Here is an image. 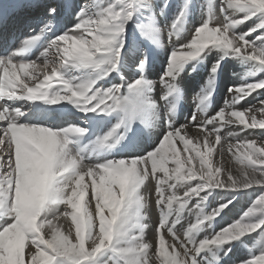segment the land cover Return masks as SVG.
I'll use <instances>...</instances> for the list:
<instances>
[{"label":"snow or ice","instance_id":"6c2138e0","mask_svg":"<svg viewBox=\"0 0 264 264\" xmlns=\"http://www.w3.org/2000/svg\"><path fill=\"white\" fill-rule=\"evenodd\" d=\"M133 11L132 0H108L94 12L82 7L73 29L54 36L37 57V60L44 58L43 79L35 86L24 84L19 95L14 91H7L6 94V90L16 83L13 79L16 73L10 72V69L15 68L17 62L20 71L29 66L37 67L36 61L15 58L22 56L30 46L36 45L47 26L41 29V33L25 38L8 56L0 57V70L3 72L0 75V99L6 101L0 105V122L6 125L0 127V264H107L105 254L117 257L120 264H152L149 253L153 245L144 239L143 230L146 226L141 222L144 219L141 209L147 199L140 189L149 180L155 182L157 208L163 209L161 221L156 227V254L162 257L160 264H197L195 257L205 247L234 241L258 228L264 231V192L243 212L240 219L202 241L193 240L190 234L200 224L219 215L227 204L207 216L198 217L184 232L182 239L173 231L174 221L169 222L168 211L173 205L179 210L191 197L205 189L247 190L253 185L264 188V168L256 167L264 165V142L256 147V140L247 137L241 139L238 138L239 132H229L228 136L236 142L225 145V138L221 136L226 125L239 126L241 132L264 129V100L260 101L259 107L251 106L242 110L234 107L257 89H264V81L244 83L229 89L232 98L226 101V107L202 122H196L194 113L190 123L194 124L197 133L203 134L204 151L194 145L192 152L195 155H189L185 160L174 153L172 158L176 166L173 168L166 166L168 154L164 150L165 144L171 145L172 139L178 137L187 152L192 143L184 131L188 125H181L180 128L169 126V131L163 135L159 144L142 157L85 164L80 151H69V133L81 134L83 130L79 127L69 126L59 130L44 127L49 131L40 132L36 129L43 126L20 121L24 112L19 107H13L11 101L42 100L48 104L66 101L85 112L119 111L123 114L122 118L95 141L97 147H103L123 124L135 119L146 102L139 91L146 83L143 78L129 86L133 96L121 98L119 86L101 91L93 88L91 80L71 83L62 74L69 66L99 69L106 63L114 69L123 47V32ZM220 14L223 21L211 27L214 17L211 13L206 14L205 21L196 28L192 39L172 51L168 68L162 77L169 94L175 91L171 81H174L176 72L185 62L195 59L210 46H219L264 66V43L258 47L256 41L245 38L259 30L261 34L256 39L264 42V0H220ZM183 15L184 10L181 9L172 24L173 31ZM253 17H258L257 23L247 33L234 32L239 24ZM197 29H206L212 35L204 39ZM84 33L92 35V39H84ZM144 34L147 35V32ZM194 40L199 44L195 58L185 57L184 54L193 50L191 45ZM67 41H72L71 46L61 48L60 43ZM50 49H56L63 55L57 57L59 63L51 66L49 73L47 53ZM218 66L219 61L213 67V73ZM138 67L142 70L144 61ZM53 78L59 82L57 87L48 83ZM50 89L58 91L49 95ZM210 95L209 91L198 98L199 111H202L199 105L204 104ZM209 125L212 126L210 129ZM210 137H215L214 141ZM196 144H199L198 139ZM216 145L220 146L218 153L221 157L226 147L241 165L236 170L239 175L234 177L231 171L227 172V183L220 179L222 165H214L211 160ZM107 146L112 145L109 143ZM233 149L244 151L237 155ZM197 158L200 182L193 186L191 181L196 179L198 173L190 165ZM85 177L91 179L90 185L84 183ZM89 187L91 200L95 201L94 215L87 210L84 202L85 191ZM181 189H184L182 195L179 194ZM61 204L66 205L63 212L58 207H46ZM105 209L107 215L104 214ZM257 213L261 217L259 220L253 219ZM67 217L71 218L75 226V241L70 238L71 230L67 234L60 231L58 222ZM165 231L171 237L170 244L164 237ZM26 241L29 245L27 251ZM112 264H117V261L113 260ZM246 264H264V250L250 258Z\"/></svg>","mask_w":264,"mask_h":264},{"label":"bare ground","instance_id":"6f19581e","mask_svg":"<svg viewBox=\"0 0 264 264\" xmlns=\"http://www.w3.org/2000/svg\"><path fill=\"white\" fill-rule=\"evenodd\" d=\"M1 1L3 2L4 14L7 18L6 26L9 24L22 27L27 31V33L24 34V38L41 33V29L47 26L45 31L41 34V36L45 35V41L42 42L36 49L35 53L15 58L17 60H27V58H29L32 61H36L37 67L33 68L29 66L23 71H20L19 63L17 62L16 67L10 69V72L16 73V77H13L16 83L14 87H10L6 90V94L7 91H14L17 95H19L24 84H27L30 87L35 86L36 82L38 83L43 79L42 72L44 71V58L41 57L37 60V57L40 56L43 48L46 47V44H48L54 36H58L66 30L73 29V26L78 22L77 14L81 11L83 6L80 8L79 4L77 11L72 10V4L79 0ZM97 1L104 0H87V6L85 9H89L94 12L97 9ZM133 1L136 8V19H138L140 14L144 13L145 20L142 19V22L139 23L135 20V17L131 18L133 19L132 23L135 21V24L128 28V34L125 36L123 47L117 57L116 67L114 69L112 67L108 68L109 64L106 63L102 64L99 69L91 66L80 67L76 77L67 80L71 83L77 84L91 80L93 81V88L101 91L111 89L114 86H119L120 96L121 98H124L133 96V94H129V92L132 91L129 86L137 79L143 78L146 83L141 86L140 89L143 88L145 95L144 100L146 102L142 105L143 115L141 114V119L136 117L134 121H131L130 123L126 122L120 127V129H118L117 133L108 142H106L105 146L97 147L95 144L97 138L102 137L122 118L123 114L121 112H85L72 103H68L66 101H61L57 104H48L42 100H15L10 103L13 107H19L24 112V116L20 118L22 123L48 127L53 130L64 129L69 126L79 127L82 129L83 132L81 134L69 133V151L73 153L75 151H80L85 164H97L111 160L142 157L159 144L163 135L169 131V126H171V128H180L181 125H188L184 131L188 133L187 138L192 140V143L189 144L187 152L178 137L172 139L171 145L165 144L164 150L167 151L168 154L166 166L168 168H173L176 166V161L172 158L174 153H178L180 159L185 160L187 156L195 155V153L192 152L194 145L200 151H204L203 134L197 133L194 130V124L190 123L193 118L191 115L196 112V106H198L199 103L198 98H200L203 94L212 91L213 94L210 95L211 98L214 94H216L215 97L211 99L212 102L208 99L204 102V104L199 105V107L200 109L203 108L210 112L220 111L226 107V101H229L232 98L229 89L244 83L264 81V66L260 65L257 61H253L245 57L235 59L236 63H234V61L230 62L229 60L231 57L228 60L225 53H218V51L214 52L210 57L200 60L199 57L201 56V53L195 59L185 62L176 72L175 77L180 72L179 79H181L184 83L183 89H185L187 100L185 101L182 113L179 110L182 105V102L179 99L171 103L169 109H172V111H169V109H166L164 106V103L168 100V98L171 97L172 94L177 95L178 98L181 97V94L176 87L175 91L171 94H169V91L167 94H163L166 83L162 81V77L165 75L166 69L169 65L170 55L174 50V48L170 45L171 35L169 34V29L166 26L171 23V21L166 22V20L157 18H163L164 16L160 12L156 13L155 10L160 11L159 8L162 7V4L166 5L167 2H170L168 6L171 8L172 17L175 15L177 17L179 15L177 13L179 12L181 5H189L185 10V16L183 17H186L189 20L187 32L191 33L193 29H196V27L190 23H198L200 26L205 21L206 14L208 13H213L215 16V19L213 23L210 24V27L216 26L223 21V16L220 14V0H214L212 3L213 5H209V2L206 0H179L181 5L178 0H160L159 6L156 5L158 3H155L154 0H132V2ZM167 7H164V9ZM211 7L214 9V12L210 9ZM51 9H54L55 11L50 12ZM257 20L258 17H253L247 22L239 24L234 29V32L247 33L249 29L257 23ZM138 24L141 25V29H138ZM75 31L79 32L80 30ZM145 32H147V35L144 34ZM71 34L72 32L69 31V35ZM260 34V31L257 30L245 38L256 41V46L259 47L262 43H264L256 39L260 36ZM84 39L91 40L92 35L84 33ZM160 40L162 43H160ZM60 44L61 48L69 47L71 46L72 41L61 42ZM175 48H177V46ZM52 52H54V49H50L47 53V59L50 67L54 65L50 60V53ZM227 53L230 54L229 51ZM57 55L62 56L63 53L57 52ZM65 58L67 59V57ZM141 61H144V67L142 70L138 67ZM217 61H219V66L216 70H219L224 62H227L226 66L228 67V70L223 73L225 74L224 81H222V84H219L216 88V81H214L213 84L212 80L210 84L207 83V79H209V75L213 73L212 69L217 65ZM242 64H244L245 68ZM105 67H107V70ZM48 69L51 71V68ZM65 71L66 69L63 70V75L65 74ZM105 73L107 74L105 75ZM2 74L3 72L0 70V75ZM32 77L35 78L33 79ZM48 83H50L53 87H57L59 84L57 78H53L52 81H49ZM202 86H204V88L200 92ZM259 90L261 91L262 89ZM56 91H58V89H50L48 94H55ZM257 91L258 89L238 103L239 106L237 107L241 110L247 109L251 106L259 107L260 101L264 98V95L256 94ZM194 97H196L197 101L194 100ZM5 102V100L0 99V105H3ZM209 106H211L210 109L208 108ZM145 108H148L149 111L152 112V115L150 114L148 119L146 117L148 112H144ZM209 117V114L205 111L198 110L196 122H202ZM145 118L146 120L144 121ZM259 118V113H257V119ZM249 122L251 121L249 120ZM4 126H6L4 122H0V127ZM208 127L210 129L212 126ZM229 132H239L240 137L238 138L241 139L247 137L248 139L256 140V147H260L261 143L264 142V129L256 128L249 129L246 132H241L239 126L226 125L221 131V136L225 138V145H227V143L236 142L228 136ZM183 134L184 132L181 133V135ZM197 139L199 140V144H196ZM209 139L214 141L215 137H210ZM109 143L112 145L111 147L107 146ZM219 147V145L214 147L213 152L211 153V160L214 165H222L223 171L220 174V179L227 183V172L231 171V174L235 177L239 175L236 170L241 167V165L236 162L233 158V154L229 153L226 147L223 157H221L218 153ZM242 151H244V149L239 150V152ZM239 152L237 149H233V153L238 155ZM190 167L198 173L196 179L191 181L193 186H195L196 183L200 182L199 159L197 158L194 160ZM256 167L264 168V165H256ZM150 169L151 164L149 163L148 170ZM184 170L186 171V169ZM157 175H162V173H157ZM97 181H99L98 177ZM84 183L90 185L91 179L85 177ZM183 190L184 189H181V192L179 193L180 195H182ZM140 191L147 199V203L141 209V214L144 217V225L146 226L143 230V235L145 236L151 232V235L146 238V241L152 243L153 245L149 255L152 264H160L162 257L158 256L156 254V250H154V246L156 248V228H151L152 221L156 218V215L158 216V221H161L159 214L163 210L162 208L158 209L155 202V182L151 180L146 181ZM262 192H264V188H260L258 185H253V187L247 190L210 188L205 189L204 191H201L197 195L191 197L182 208H179V210L176 205H173L172 210L175 208L176 211L180 212V219H184L188 222L187 228L185 229L186 231L192 222L194 210L198 211L199 217L202 218L212 213L213 210L217 209L221 205L227 204V207H224L219 215L216 216L218 217L217 222L213 223L216 218L215 217L214 219L207 220L201 224L204 227L203 231H206V233L205 235H201L198 239L202 237L211 238L233 224L236 220L240 219L243 212L252 205ZM197 201H200V203L196 204ZM201 201L203 202L201 203ZM84 202L87 210L94 215L95 201L91 200L90 187L85 191ZM46 207L47 209L58 207L59 211L63 212L66 205H48ZM68 210L71 211L70 208ZM104 214L107 215V209H105ZM189 217H191V219ZM253 219H261L260 214L257 213L256 217ZM0 222H2V218H0ZM58 223L61 232L67 234L68 231L71 230L70 238L75 241V226L72 225L71 218H62ZM193 223L194 221L192 224ZM174 230L178 232L180 229ZM165 233L166 232H164V237L167 243L170 244L172 241L168 234ZM190 235H192V233ZM179 237L181 239L183 238V236ZM198 239L195 241H199ZM28 246L29 245L26 241L25 251H27ZM262 250H264V233H262V230L258 228L234 241L225 242L224 244L218 246L205 247L195 257V260L197 261V264H246L250 258L259 255ZM209 251H214V253H217V256L206 259Z\"/></svg>","mask_w":264,"mask_h":264},{"label":"rangeland","instance_id":"374dc122","mask_svg":"<svg viewBox=\"0 0 264 264\" xmlns=\"http://www.w3.org/2000/svg\"><path fill=\"white\" fill-rule=\"evenodd\" d=\"M160 0H154V2L155 3H158V4H156L157 6H159V2ZM170 1V0H169ZM179 1V0H178ZM203 1H205V0H203ZM206 1H208L209 2V5H213L212 3H213V1L214 0H212V1H209V0H206ZM86 2H87V0H79V1H77L76 3H74V4H72V10H78V8H79V4H80V8L83 6L84 8H86ZM108 2V0H104V1H97V8L98 7H101V6H104L106 3ZM133 3V9H134V11H133V16L131 17V18H133V17H135V20H137L139 23H141L142 22V19L143 20H145V14L144 13H142V14H140L139 15V17H138V19H136L137 18V16L135 15V13H136V8H135V4H134V1L132 2ZM170 2H167V6H168V4H169ZM179 4H180V1H179ZM165 4H162L161 6L162 7H160L159 8V10L160 11H158V10H155L156 11V13H161L164 17L163 18H160V17H157V18H159V19H162V20H166V22H168V21H171V23H169L168 25H166L167 27H168V29H169V34L171 35V41H170V45L175 49V47L177 46V47H179L180 45H183V44H187L190 40H191V37L193 36L192 34L195 32V30L196 29H193V31L191 32V33H189V32H187V29H188V23H189V20L186 18V17H182L181 18V20H180V22H179V24L177 25V27H176V30L175 31H173V29H172V24H173V22H174V20H176V15L174 16V17H172V14H171V8H170V6H166ZM181 5V4H180ZM189 6V5H188ZM188 6H186V4H183V5H181V8H180V10H179V12L177 13V14H179L180 12H181V9H183L184 10V15L183 16H185V10L188 8ZM164 7H167L166 9H164ZM211 10H213L212 12H214V9L211 7L210 8ZM89 10V9H88ZM210 10V11H211ZM48 14V13H47ZM211 15L214 17V19H215V16L213 15V13H211ZM143 17V18H142ZM140 18V19H139ZM133 22V19H130L128 22H127V24H126V26H125V29H124V32H123V42L125 41V36L128 34V31H129V27H131L133 24H135V21H134V23H132ZM191 25H194L196 28L199 26L198 25V23H190ZM164 25H165V23H164ZM138 29H141V25L140 24H138ZM160 43H162V41L160 40ZM163 44H165V43H163ZM61 45V44H60ZM44 46H45V44H44ZM46 46H47V44H46ZM171 51H172V49H171ZM218 51V53L220 52V53H225L226 55H227V59L229 60L230 59V57H231V59L229 60L230 62L231 61H234V63H236L235 61V59H239V58H241L242 56H239V55H234V54H232V53H230V54H228L227 52H228V50H225V49H222V48H220L219 46H210L209 48H206L205 50H203V52H202V54H201V56L199 57V59L201 60V59H206L207 57H210L214 52H217ZM221 55V54H220ZM57 57H58V55H57V51H56V49H54V52H52V53H50V60L52 61V64H57V63H59V61H58V59H57ZM202 57V58H201ZM226 57V56H225ZM27 60H30L29 58H27ZM225 64V65H224ZM226 64H227V62H224L222 65H221V67H220V69L219 70H216L215 71V73H211L210 75H209V79H207L208 81H207V83H210L211 84V82H212V80H213V84H214V81H216V88L218 87V85L220 84H222V81H224V78H225V74H223L225 71L227 72V70H228V67L226 66ZM242 66L244 67V64H242ZM109 67H111V65H109L108 66V68ZM49 68H51L50 66H49ZM245 68V67H244ZM105 69L107 70V67H105ZM39 70V69H38ZM80 70V67H74V66H69L68 68H66V71H65V74L63 75V77L65 78V79H73V78H75L76 77V75H77V73H78V71ZM41 71V70H40ZM48 72L50 73V70L48 69ZM108 72V71H107ZM107 73H105V75H106ZM179 75H180V72L177 74V76L175 77V79H174V81H171L173 84H174V86L178 89V91H179V93L181 94V97L180 98H178V96L177 95H175V94H172V96L171 97H169L168 98V100L164 103V106H165V108L167 109H169V107H170V105H171V103L172 102H174V101H177L178 99L182 102V105H181V107L179 108V110H180V112L182 113V110H183V108H184V106H185V101L187 100V96L185 95L186 93H185V89H183L184 88V83H183V81L181 80V79H179ZM212 77V78H211ZM216 78V79H215ZM177 81V82H176ZM37 83V82H36ZM204 88V86H202L201 87V89H200V92L202 91V89ZM95 89V88H94ZM206 90H208V89H206ZM141 93H142V97H143V99H144V97H145V95H144V91H143V88L142 89H140L139 90ZM168 88H167V86H166V84H165V88H164V91H163V94H167L168 93ZM207 92V91H206ZM129 94H134L133 93V91H130L129 92ZM211 94H213V92L211 91ZM256 94H263L264 95V90L262 89L261 91L258 89V91L256 92ZM215 95L216 94H214L213 96H212V98L210 97L209 99L211 100V99H213V97H215ZM194 100H196V97H194ZM262 100H264V98L262 99ZM197 101V100H196ZM211 102H212V100H211ZM197 104V103H196ZM237 106H239L238 104H236L234 107H235V109H237V110H241L240 108H238ZM209 109L211 108V106H209L208 107ZM215 108V107H214ZM203 111H205L207 114H209V116L210 117H212V116H214L217 112H219V111H215V112H210V111H208V110H206V109H203V108H201ZM143 111V110H142ZM141 111V113L137 116L139 119H141V114L143 113ZM144 112H148L147 113V119H148V116L151 114L152 115V112H150L149 111V109L148 108H145V110H144ZM178 112V111H177ZM195 114H196V116H197V113H198V106H196V112H194ZM194 113H193V115H194ZM143 115V114H142ZM193 115H191V116H193ZM140 116V117H139ZM177 116H178V114H177ZM209 117V118H210ZM136 119V118H135ZM135 119H133L132 121H134ZM146 120V118L144 119V121ZM209 126H211V125H209ZM203 201H201V203H202ZM197 203H200V201H197L196 202V204ZM212 204V203H211ZM169 211V222L171 223V222H173L174 221V224H172V227H173V230L174 229H176V230H179L178 232H176L175 230H174V232L176 233V235H179V236H183V234H184V232H185V229L187 228V225H188V222L186 221V220H182V219H180V212L179 211H176V209L174 208L173 210H172V208L171 209H169L168 210ZM159 216H160V218H161V213L159 214ZM199 217V212L198 211H196V210H194V212H193V216H192V222L194 221H196L197 220V218ZM190 219H191V217H189ZM155 219H156V221H155ZM155 219H153V221H152V224H151V228H156L157 227V225L160 223L159 221H158V216L156 215V218ZM217 220H218V217H216L215 219H214V221H213V223H215V222H217ZM185 222V223H183V222ZM143 224H144V219L141 221ZM192 222H191V224H192ZM190 224V225H191ZM203 224V223H202ZM189 225V226H190ZM179 228V229H178ZM204 230V227H203V225H199L198 226V228L196 229V230H194L193 232H192V238L194 239V240H197L201 235H205V233H206V231H203ZM182 231V232H181ZM166 232V231H165ZM262 233H264V231H262ZM165 234H167V232L165 233ZM151 235V232L150 233H148L147 235H145L144 236V239L146 240V238L148 237V236H150ZM155 236H156V234H155ZM156 238V237H155ZM170 239H171V237H170ZM205 238H200V239H198L199 241H202V240H204ZM154 242V241H153ZM155 243V242H154ZM154 250H156V248H155V246H154ZM217 256V253H214V251H209L208 253H207V257H206V255H205V257H206V259H208V258H210V257H216ZM104 259L107 261V264H112V262H113V260H116L117 261V264H120V262H119V260H118V258L117 257H114V256H111L110 254H105V256H104Z\"/></svg>","mask_w":264,"mask_h":264},{"label":"clouds","instance_id":"9594fccd","mask_svg":"<svg viewBox=\"0 0 264 264\" xmlns=\"http://www.w3.org/2000/svg\"><path fill=\"white\" fill-rule=\"evenodd\" d=\"M197 32L200 33V36L204 39H207L208 37H210L212 35V33L206 29H197ZM192 51L189 53L184 54L185 57H189V58H195V52L198 51L199 48V44L197 43V41H193L192 42ZM37 131L40 132H47L49 131V129H46L44 127H39L38 129H36Z\"/></svg>","mask_w":264,"mask_h":264}]
</instances>
